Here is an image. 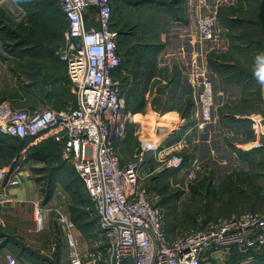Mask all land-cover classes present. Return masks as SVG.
<instances>
[{
  "label": "rangeland",
  "instance_id": "374dc122",
  "mask_svg": "<svg viewBox=\"0 0 264 264\" xmlns=\"http://www.w3.org/2000/svg\"><path fill=\"white\" fill-rule=\"evenodd\" d=\"M126 1L135 2L137 0H113L116 12L115 25L121 31L120 46L123 51V66L117 75L126 83L124 115L127 116L129 112H142L145 115L151 109L158 111L159 113L153 112L152 122H150L153 124L152 126H149V121L146 122L141 116L147 125L145 131H151L155 119L168 112L174 105L173 94H171L173 86L169 93L165 85L158 83L159 85L156 86L157 94L151 99L148 98L149 89H154L157 81L155 80L154 84H146L145 81L154 74L155 68L145 66L143 52L140 51L141 47L135 43L137 41L144 42L148 32V25L146 27L145 24L151 20V17H148V12L140 10L143 8L139 9V7L128 4ZM158 1L165 2L166 0ZM185 1L188 0H180V27L190 28L192 25L189 24L190 17ZM18 3L24 8L26 16L21 20H16V18L0 12V37L2 39L0 42L8 49L10 56H22V58L19 57L21 59L19 64L16 63L15 67H10V73L18 75L17 78H20L19 80L16 78V80L19 89H22L23 96L26 98L19 91H15L8 95L7 100L19 109H35L39 106L53 109L74 107L76 98L67 73V65L59 58L65 46L63 40L65 23L59 13V0H18ZM237 6L225 8L222 5L218 9V30L224 31L225 29L222 27L226 26L228 28L225 30L226 33L234 36L235 33L239 35L247 31L243 24L246 20L242 18L264 22V3L248 4L245 10L239 5ZM209 8L211 9V6L204 5L202 10H210ZM231 15H235L237 19L229 18ZM54 19L58 27L55 29V33L49 28L50 22L53 23ZM149 31L156 33L155 25L149 28ZM236 37L237 40H234L233 37L231 40V50L233 51L214 52L215 55L209 54L207 55L209 63L212 61L215 66H218L215 63L217 61L222 65H225L223 63H237L239 68L243 70L242 72L240 69H236L238 75L225 67L219 69L223 75H227L226 77H234L238 81L244 79L246 82L241 84H248L247 88L256 89L258 94L253 96L254 99L250 102L247 111L263 115L264 25L254 28V35L252 36ZM254 37L258 41L250 42V38ZM198 40L202 42V40ZM237 42L248 43V45L233 47ZM52 47L57 49L56 65L53 72L50 71L51 63L55 61L52 60V57L48 58L46 52ZM152 53L148 63L156 60V52ZM130 59L134 61L138 59L142 62V68L131 69L132 74L125 69V64ZM212 63L210 64L212 65ZM203 68L196 69V71L200 73ZM211 68L214 67L211 66ZM181 74L180 70V77ZM160 75L161 78L165 77L162 73ZM257 96L258 99L256 100L255 97ZM262 96L263 98H260ZM21 99H25L26 104H22ZM187 105L191 108L185 117L182 112L185 111ZM234 108L233 105L217 108L219 110L218 115L224 119L222 122H226L225 124H228L229 127L236 119L225 115H235ZM195 112L193 94L183 105L180 104V116L182 115L180 118H189L193 122ZM173 114L169 115L168 112L163 115L160 124L164 125L166 122H170L169 119L174 117ZM164 117L167 119L164 120ZM216 119L218 117H215L214 114V120L211 124ZM138 127L139 125L129 122L124 126L127 132V140H129L124 146V151L128 152L125 155V160L122 147L118 145V151L124 164L133 161L135 153L140 151ZM223 128L224 140L219 137L213 138L211 147L206 146V148L198 150L197 154L187 150V144H184V147L178 152L186 161L182 169L168 168L164 162L157 160L151 152L144 154V160L147 161L144 169L146 172H150L149 178L146 180L147 183L150 182V196L154 203L163 208V226L171 240L192 233L209 221H216L244 211H264V137L260 139V145L253 144L257 138L251 122L248 126L242 127L244 129L242 133L235 130L227 131L225 127ZM193 131H190L189 134ZM182 133H180V142L183 140L181 138L183 137ZM185 140L192 143L191 139L190 141L187 140V135ZM44 144L48 145V148L44 150V160L29 159L27 157L29 149H27L26 157L22 159L21 165L18 162L16 166H27L30 177L42 191L45 200L54 197L52 206H55V209H61L72 220L78 249L86 252L82 253L84 258L89 260L94 257L92 254L97 252L95 255H100V258L104 260L109 254L110 242L96 220L92 200L87 195L72 162L63 158L60 143L46 141ZM195 159L201 164V168L194 170ZM16 166H13L14 169ZM54 212L56 213V211ZM49 226H51L49 230L45 229L47 227L46 221L45 230H39L42 232V237H40V254L38 253L36 256L40 258V262L43 261L42 264H72L69 246L60 232L55 215L49 221ZM46 230H48L46 233L43 232ZM41 249H43L42 252ZM210 261L213 260L208 258L206 264H212ZM214 264H264V246L247 254L233 253L231 257L214 261Z\"/></svg>",
  "mask_w": 264,
  "mask_h": 264
},
{
  "label": "built area",
  "instance_id": "2783aa9c",
  "mask_svg": "<svg viewBox=\"0 0 264 264\" xmlns=\"http://www.w3.org/2000/svg\"><path fill=\"white\" fill-rule=\"evenodd\" d=\"M199 2L198 36L201 40L213 41L221 32L218 6L202 10L204 0ZM59 3L67 20L63 33L65 46L59 58L67 65L75 106L19 109L8 101L3 102L0 104V132L36 139L43 132L57 131L55 140L62 147L63 158L72 162L83 179L97 222L110 242L109 254L104 260L95 255L97 252L86 260L77 246L74 223L57 209L56 219L69 246L71 263L206 264L211 258L214 264L216 260L230 257L234 248L247 254L263 247L264 211L235 213L209 221L187 235L168 238L163 226V208L152 201L150 182H146L150 172L144 169L147 164L144 154L151 152L168 168L182 169L186 161L174 146L182 148L184 144L179 140L175 145H167L166 134L170 131L156 124L150 137L140 129V151L135 153L133 161L122 162L118 145L126 137L124 126L127 122L139 125L141 116L138 112L124 115L126 83L117 75L123 66V51L113 2L59 0ZM215 97L213 79L203 68L193 129L213 122ZM250 120L257 138L253 144L257 146L264 137V114H254ZM169 149L172 150L168 152ZM194 162V170L201 168L197 159ZM34 205V221L39 230L44 229V206L38 202ZM8 262L16 264V259L9 255Z\"/></svg>",
  "mask_w": 264,
  "mask_h": 264
},
{
  "label": "crops",
  "instance_id": "0c3cea01",
  "mask_svg": "<svg viewBox=\"0 0 264 264\" xmlns=\"http://www.w3.org/2000/svg\"><path fill=\"white\" fill-rule=\"evenodd\" d=\"M259 3H264V0H204V4L208 7L211 6V9L213 6H218L217 10L222 5L225 8H232L231 6L238 7L237 5H239L243 10H245L248 7V4L255 5ZM128 4H133V6L139 7V9L143 8L140 10H142L143 12H148V17H151V20L145 24L146 27L148 25V32L145 35L146 38L144 39V42L140 43L137 41L135 43V45L141 47L140 51L143 52L145 61L143 59L142 60L145 62V66H153V68H155L154 74L150 75V78L148 77L145 81L146 84H154L153 82L157 81V83L155 84V88L149 89L148 98L151 99L157 94L156 86L159 85L158 83L165 85V88H167L169 93L170 88H172L173 86L171 94H173L172 98L174 99V105L168 112L169 115L174 113L172 115L174 117H171L169 119L170 122H166L164 124V126L167 127L168 131H170L168 132V134H166L167 136L165 140L167 144L175 145L180 140V133L183 132V137H181L183 138L182 143L187 144V150L194 154H197L198 150H202L206 148V146L210 148L213 138L219 137L220 139L224 140L222 134L224 130L223 127H225L227 131L235 130L242 133L244 131L242 127L248 126V124L250 123L248 121L250 120V116L254 114H261L250 113L247 111V108L243 111L235 110L242 107L244 100H247L249 102L253 101V96L258 94L256 89H249L246 87L248 86V84H241L242 82H246V80L244 79L243 81H238L234 77L228 78L226 77L227 75H223L222 72L214 68L212 69V65L209 63L207 55L214 52L222 53L233 51L231 50L232 37L234 40H237L236 36L245 38L252 36L254 35V28L259 25H264V22H262V24L257 20L251 21L250 19L242 18L246 20V22H243V24L247 28V31H245L243 34L240 33L239 35H237L235 33L234 36L228 35V33H226L225 31L228 30V28L226 26H223L222 28L225 29V32L221 30L215 40L210 42L202 40L201 42L198 40L200 38L197 33L195 22V20H197L199 16V8L201 7L199 0L185 1L186 9L190 17L189 24L192 25L190 28L180 27V0H166L165 2H159L158 0H137L135 2L128 1ZM252 8L254 9L255 7ZM0 12L12 16L13 18H16V20H21L24 16H26L24 8L19 5L18 0H0ZM59 13L66 26L67 20L60 3ZM59 13H57L58 16ZM229 18L237 19L235 15H231L229 16ZM189 24L186 25L188 26ZM154 25L156 28V33L153 31H149V28L154 27ZM49 28L51 31H53V33H55V29L58 28L55 19L53 20V23L50 22ZM152 33L154 34L151 35ZM0 40H2L1 37ZM253 41L257 42L258 39H255V37L252 39L250 38V42ZM245 45H248V43L241 44V42H237L233 47ZM48 50L49 51H46L48 58L52 57V60L55 61L51 63L50 71L53 72L56 65L55 57L57 54V49H54V47H52V49ZM152 52H156V60H152L150 63H148V60H150L149 57L153 54ZM19 57L22 58V56H10L8 49L5 48V46L0 42V104L8 101V95L15 91H19L22 96L24 95L22 89H19L17 83V80H19L20 78H17L18 75H12L10 73V67H15L16 63H20L21 59ZM135 60L138 62L130 59L125 64V69L130 74H132L131 69L142 68V62L138 59ZM230 64L235 65L236 63L231 62ZM203 67L210 73L214 82L216 91L215 117H218V119H216L217 121L215 120L213 124L210 123L211 125L208 124L204 127L193 129L194 123L197 120L196 93L197 89L199 88L198 83L200 79V73L197 72L196 69H200ZM180 70L182 72L181 77ZM160 73L164 74L165 77L161 78ZM193 94L196 112L195 119L192 122L189 120V118H180L182 116H180V104L183 105L190 98V96H193ZM23 97L26 98L25 96ZM260 98H263V96ZM25 101V99L20 100L22 104H26ZM228 105H233V107H235L234 112H236L235 115H225L233 116L236 119V121L233 122L230 127L228 126V124H225L226 122H222L224 121V119H222L221 116L218 115L219 110L217 109ZM153 112L159 113L158 111H153V109L148 110V113L145 115H143L142 112L138 113H140V116L144 117L146 122L149 121V126H152L153 124L150 122H152L151 118H153ZM163 115H160L155 119L154 127L156 124H160V120ZM165 119L167 118L164 117V120ZM244 119H247V122H242L244 121ZM140 121L141 123L139 124L138 130H143L149 137L153 136V132L151 133V131H153L154 127L151 131H145L147 129V125L142 119H140ZM191 129L194 130L192 133H190L192 135L189 134V132L192 131ZM57 130L59 131V129ZM55 132L57 131H46L41 133L36 139L29 138L28 144L24 146L19 152L15 153V156L13 157L9 156L8 149L7 152L5 151L3 153V155L0 152V264H9V255L13 256L16 259V264H42L43 262H40V258L36 256L38 255V253L40 254V237H42V232L39 231L37 224L34 221V204L35 202H38L44 206L47 221V227L45 229L48 230L51 227H48L49 221L53 219L54 215L56 217V213L54 211H56L58 208L55 209V206H52V204H54V197L49 200H45L42 191L40 190L36 182H34V180L30 177L27 166L18 165L15 167L16 169H14V167H12V162L17 160L21 165L22 159L26 157L27 149H29L39 141L45 140L46 138H51L54 142H57L55 140ZM131 132L133 131L131 130ZM133 135L135 136L134 132ZM186 135L187 140L189 139L190 141L191 139L192 143L191 141L187 142L185 140ZM3 139H8L11 142L13 141L12 143H17L21 138L6 135L0 132V146H4L6 144V141H4ZM127 139L128 137L119 142V146L122 147V151L124 154V160L126 157L125 155L128 154V152L124 151V146L129 141ZM7 146L10 147L9 145ZM10 148V150H13L12 147ZM171 150L169 149L168 152H170ZM174 150L180 152L181 148L176 144L174 146ZM2 171H4L5 173L7 172V174L4 175ZM48 230L43 232L46 233ZM79 250L81 253H86L81 251L80 248ZM42 251L43 249H41V252Z\"/></svg>",
  "mask_w": 264,
  "mask_h": 264
},
{
  "label": "trees",
  "instance_id": "16d2710c",
  "mask_svg": "<svg viewBox=\"0 0 264 264\" xmlns=\"http://www.w3.org/2000/svg\"><path fill=\"white\" fill-rule=\"evenodd\" d=\"M122 1V0H121ZM112 2H113V0H112ZM127 3H128V1H126ZM113 5H114V2H113ZM114 16L116 17V12H115V8H114ZM66 27H67V25L65 26V29H66ZM64 29V30H65ZM121 32V31H120ZM64 33V32H63ZM211 55H215L214 53H211ZM210 63H212V61L210 62ZM218 66H215V65H213V63H212V66L216 69V70H218V71H220V69L219 68H223V67H225V68H228V69H230V71H232L233 70V73L234 74H236V75H238L237 73V71H236V69H240L239 67V65L236 63L235 65L234 64H227V63H223V64H225V65H222V64H219L218 63V61L217 62H215ZM241 70V69H240ZM239 70V72H243V70H241L240 71ZM221 72V71H220ZM230 78H232V77H230ZM74 96H75V94H74ZM76 98V97H75ZM256 98V100L258 99V96L257 97H255ZM250 107V102L249 101H245L244 100V103H243V105H242V107H240V108H237V109H235V110H241V111H243V110H245L246 108H249ZM190 108H191V106H188L187 105V107L185 108V111H183L182 112V115L183 116H185L186 117V115L185 114H187V113H189V110H190ZM223 117V116H222ZM231 117H233V116H231ZM234 118V117H233ZM249 122H251V120H248ZM242 122H247V119H244V121H242ZM4 141H6V144L3 146V145H1L0 146V152H1V154L3 155V153L6 151L7 152V149H8V154H9V156L10 157H13V156H15V153H17V152H19L24 146H26L27 144H28V142H29V138H21V139H19L18 140V142L17 143H12L10 140H8V139H3ZM46 141H48L49 143H52V141H53V139H51V138H46L45 139V141H39V142H37L35 145H33V146H31L30 148H29V152H28V156L27 157H29V159H33V160H44V158H45V152H44V150H45V148H48V145L47 144H44V143H46ZM54 142V141H53ZM44 144V145H43ZM7 145H9L10 147H12L13 148V150H10L11 148L10 147H8ZM17 163H18V161L17 160H15L14 162H12V167L13 166H16L17 165ZM74 169H75V167H74ZM75 171H76V173H77V175L79 176V179L82 181V183H83V186H84V188H85V191H86V193H87V195L89 196V193H88V190H87V188H86V185H85V183H84V181H83V179L81 178V176L79 175V173L77 172V170L75 169ZM76 191H77V189H76ZM76 191H74V192H76ZM89 198H90V196H89ZM96 220H97V217H96ZM233 253H235V254H240V252L237 250V248H234L233 249V251H232V253H231V255H230V257L232 256V254ZM242 254V253H241Z\"/></svg>",
  "mask_w": 264,
  "mask_h": 264
},
{
  "label": "water",
  "instance_id": "95a60500",
  "mask_svg": "<svg viewBox=\"0 0 264 264\" xmlns=\"http://www.w3.org/2000/svg\"><path fill=\"white\" fill-rule=\"evenodd\" d=\"M78 41V40H77Z\"/></svg>",
  "mask_w": 264,
  "mask_h": 264
}]
</instances>
